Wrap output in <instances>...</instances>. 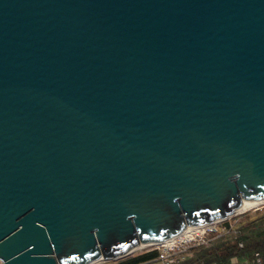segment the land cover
Returning a JSON list of instances; mask_svg holds the SVG:
<instances>
[{"label": "water", "instance_id": "95a60500", "mask_svg": "<svg viewBox=\"0 0 264 264\" xmlns=\"http://www.w3.org/2000/svg\"><path fill=\"white\" fill-rule=\"evenodd\" d=\"M264 200V0H0V264L125 258Z\"/></svg>", "mask_w": 264, "mask_h": 264}, {"label": "rangeland", "instance_id": "374dc122", "mask_svg": "<svg viewBox=\"0 0 264 264\" xmlns=\"http://www.w3.org/2000/svg\"><path fill=\"white\" fill-rule=\"evenodd\" d=\"M263 229L264 205L258 208L239 212L227 219L220 221L215 225L214 228L208 229V231L206 230L204 234H201L203 235L202 237L192 241L189 245H192V249L198 248L195 252H193L194 254L202 253L203 251L205 252L206 250L221 245L223 243H228L236 240L239 241L240 245L241 243L244 244V241L242 240L243 238L252 237ZM167 247L168 246L164 244L144 247L138 249L137 251L125 258L110 260L101 264H117L122 261V259L137 258L146 253L151 252H157L159 254L158 257L152 259V261L140 264H166L167 261L165 256L168 255L167 251L170 252V249H168ZM240 247L242 246L240 245ZM162 255H164V257ZM192 258H194V256ZM192 258L184 260L183 262L191 260Z\"/></svg>", "mask_w": 264, "mask_h": 264}, {"label": "trees", "instance_id": "16d2710c", "mask_svg": "<svg viewBox=\"0 0 264 264\" xmlns=\"http://www.w3.org/2000/svg\"><path fill=\"white\" fill-rule=\"evenodd\" d=\"M244 244L242 247L239 241H231L223 243L211 249L195 254L191 260L179 264H210L218 262L221 264H230L232 257H238L240 260L255 259L257 255L261 257L264 262V229L252 237L242 239ZM159 254L157 252L146 253L137 258L122 259L117 264H140L151 261Z\"/></svg>", "mask_w": 264, "mask_h": 264}, {"label": "built area", "instance_id": "2783aa9c", "mask_svg": "<svg viewBox=\"0 0 264 264\" xmlns=\"http://www.w3.org/2000/svg\"><path fill=\"white\" fill-rule=\"evenodd\" d=\"M202 236L203 235L198 236L194 239L184 240L182 242H179L173 245L172 247H167L168 249H170V252L167 251L168 255L165 256L166 261H167L166 264H179L183 262L184 260L190 259L193 256H195L193 252H195L198 248L192 249L191 248L192 245H189V244L192 241L197 240V238H200ZM240 245L243 246V243H241ZM162 256L164 257V255ZM210 264H221V263L213 262ZM230 264H264V262L259 255H257L256 258L253 260H245L243 262L238 257L235 256L231 258Z\"/></svg>", "mask_w": 264, "mask_h": 264}, {"label": "bare ground", "instance_id": "6f19581e", "mask_svg": "<svg viewBox=\"0 0 264 264\" xmlns=\"http://www.w3.org/2000/svg\"><path fill=\"white\" fill-rule=\"evenodd\" d=\"M262 205H264V200L256 201V202H252V203L244 202L240 212H243V211H246V210H250V209H254V208H258V207H260ZM219 222L220 221L213 222V223H207V224H204V225H201V226H188L177 237L171 238L169 240H165V241H163L161 243H157V244H154V245L164 244V245H167L168 247H172L176 243L182 242L184 240L194 239V238L198 237L199 235L204 234L206 232V230L208 231V229L214 228L215 225L217 223H219ZM149 246H153V245H148V244L142 245V246H140L139 249L144 248V247H149ZM107 261L108 260L102 258V259L98 260L97 262H95L93 264H101V263H104V262H107Z\"/></svg>", "mask_w": 264, "mask_h": 264}, {"label": "crops", "instance_id": "0c3cea01", "mask_svg": "<svg viewBox=\"0 0 264 264\" xmlns=\"http://www.w3.org/2000/svg\"><path fill=\"white\" fill-rule=\"evenodd\" d=\"M245 260H249V259H245ZM245 260H243V261H245ZM252 260H253V259H252ZM241 261H242V260H241ZM243 261H242V262H243Z\"/></svg>", "mask_w": 264, "mask_h": 264}]
</instances>
